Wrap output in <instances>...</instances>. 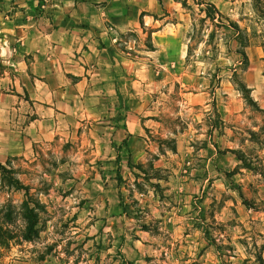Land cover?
Returning <instances> with one entry per match:
<instances>
[{
  "label": "rangeland",
  "instance_id": "374dc122",
  "mask_svg": "<svg viewBox=\"0 0 264 264\" xmlns=\"http://www.w3.org/2000/svg\"><path fill=\"white\" fill-rule=\"evenodd\" d=\"M1 1L0 162L27 189L0 172V208L41 205L32 240L1 227L0 264H264V0L122 29L121 79L94 90L33 73Z\"/></svg>",
  "mask_w": 264,
  "mask_h": 264
},
{
  "label": "crops",
  "instance_id": "0c3cea01",
  "mask_svg": "<svg viewBox=\"0 0 264 264\" xmlns=\"http://www.w3.org/2000/svg\"><path fill=\"white\" fill-rule=\"evenodd\" d=\"M1 2L13 10L10 22L18 46L31 55L32 72L40 77L58 70L71 73L73 84L87 90L119 83L122 29L143 31L152 27L154 35L165 34L167 25L161 11L178 4L177 0Z\"/></svg>",
  "mask_w": 264,
  "mask_h": 264
},
{
  "label": "trees",
  "instance_id": "16d2710c",
  "mask_svg": "<svg viewBox=\"0 0 264 264\" xmlns=\"http://www.w3.org/2000/svg\"><path fill=\"white\" fill-rule=\"evenodd\" d=\"M208 7L213 8L215 14L221 15L220 12L215 8L214 4L207 3ZM215 14H211L207 10V15L211 19H215ZM236 27V26H233ZM217 114V112H216ZM242 159V158H241ZM120 161L119 156H117V162ZM0 172L2 173V181L4 184H8L13 187H21L24 189L25 186L21 183L19 178L12 176V170L7 168L4 164L0 162ZM40 202L31 198L30 196L27 197L25 200L21 202L18 206L14 205L12 202H7L6 204L2 205L0 208V231L1 227L5 226L8 223H11L14 217V214H17L23 220V229H20V235L25 240H32L33 235L38 234L37 223L39 220V210Z\"/></svg>",
  "mask_w": 264,
  "mask_h": 264
}]
</instances>
